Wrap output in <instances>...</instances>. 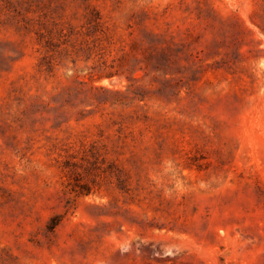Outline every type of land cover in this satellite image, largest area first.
<instances>
[{"label": "rangeland", "instance_id": "obj_1", "mask_svg": "<svg viewBox=\"0 0 264 264\" xmlns=\"http://www.w3.org/2000/svg\"><path fill=\"white\" fill-rule=\"evenodd\" d=\"M0 264H264V0H0Z\"/></svg>", "mask_w": 264, "mask_h": 264}]
</instances>
